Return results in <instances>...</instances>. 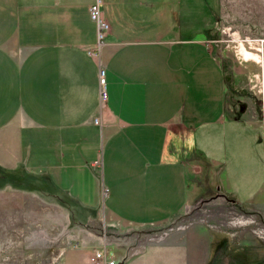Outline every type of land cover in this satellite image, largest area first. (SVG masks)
Segmentation results:
<instances>
[{"label": "crops", "instance_id": "0c3cea01", "mask_svg": "<svg viewBox=\"0 0 264 264\" xmlns=\"http://www.w3.org/2000/svg\"><path fill=\"white\" fill-rule=\"evenodd\" d=\"M96 1L0 0V168L43 178L107 227L104 238L76 231L69 241L80 245L62 264H92L103 246L125 258L120 264H208L224 238L242 260L264 262L253 226L154 231L223 197L264 217V194L230 187L217 155L221 133L229 156L228 133L264 129L263 111L247 105L237 70L226 67L237 52L220 46L219 17L213 30L184 38L179 0H100L110 31L92 55ZM188 173L213 190L190 184Z\"/></svg>", "mask_w": 264, "mask_h": 264}, {"label": "rangeland", "instance_id": "374dc122", "mask_svg": "<svg viewBox=\"0 0 264 264\" xmlns=\"http://www.w3.org/2000/svg\"><path fill=\"white\" fill-rule=\"evenodd\" d=\"M179 13L184 38L198 31L213 30L218 17L217 26L226 25L239 31V38L232 40L218 26L219 37L230 39L220 46L237 52L235 60L226 67L237 70V93L246 96L248 106L257 105L258 113H264V0H179ZM261 120L260 117L258 121ZM218 140L217 155L225 169L228 165L225 177L230 187L246 197L263 196L264 129L247 128L246 135L241 131L228 133L229 156L223 133ZM189 155L192 157V153ZM231 164L233 172L229 171ZM19 173L0 168V264H62V253L80 245L69 241L79 229L97 232L104 238L107 227L96 215L43 178ZM187 180L192 185L196 181L201 191L213 190L205 177L195 173H188ZM248 206L225 197L217 202L203 201L154 231L159 233L157 237L164 238L181 228H193L200 233L204 228L216 226L231 234L246 225L254 227L262 243L264 217L250 211ZM110 250L114 252L112 247Z\"/></svg>", "mask_w": 264, "mask_h": 264}, {"label": "built area", "instance_id": "2783aa9c", "mask_svg": "<svg viewBox=\"0 0 264 264\" xmlns=\"http://www.w3.org/2000/svg\"><path fill=\"white\" fill-rule=\"evenodd\" d=\"M91 15V19L96 23L97 30H98V42H97V51L96 49H91L89 51L92 55H98L97 52L99 51L100 47L103 45V41L105 40L106 35L110 31L109 23L106 20L105 15H103L101 9V1L97 0L96 2L90 5L89 16ZM220 31L227 36H231L230 38L234 40L235 38H239V31L236 29H232L230 26L226 25H218ZM224 41H230L228 38H224ZM99 101H100V110L107 103V96H108V89H107V76L105 69L100 67L99 70ZM94 122L96 124H101V116L98 115L94 118ZM99 163V161H96ZM92 264H120L123 259H118L115 257L112 250L109 247L103 246L101 248L96 249L93 255L90 257Z\"/></svg>", "mask_w": 264, "mask_h": 264}, {"label": "trees", "instance_id": "16d2710c", "mask_svg": "<svg viewBox=\"0 0 264 264\" xmlns=\"http://www.w3.org/2000/svg\"><path fill=\"white\" fill-rule=\"evenodd\" d=\"M211 254L212 256L208 264H249L233 253L232 249L229 248V241L226 238L219 239L212 244ZM258 264H264V262Z\"/></svg>", "mask_w": 264, "mask_h": 264}, {"label": "bare ground", "instance_id": "6f19581e", "mask_svg": "<svg viewBox=\"0 0 264 264\" xmlns=\"http://www.w3.org/2000/svg\"><path fill=\"white\" fill-rule=\"evenodd\" d=\"M248 53V52H247ZM256 56V55H255Z\"/></svg>", "mask_w": 264, "mask_h": 264}]
</instances>
